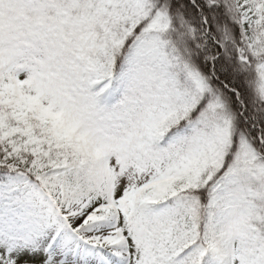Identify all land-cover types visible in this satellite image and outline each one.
<instances>
[{
	"label": "snow or ice",
	"instance_id": "1",
	"mask_svg": "<svg viewBox=\"0 0 264 264\" xmlns=\"http://www.w3.org/2000/svg\"><path fill=\"white\" fill-rule=\"evenodd\" d=\"M0 264H264V0H0Z\"/></svg>",
	"mask_w": 264,
	"mask_h": 264
}]
</instances>
